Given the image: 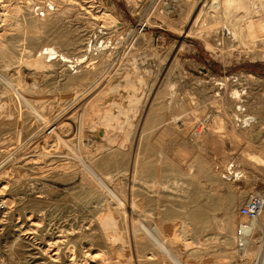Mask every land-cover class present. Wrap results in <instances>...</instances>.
<instances>
[{
  "label": "rangeland",
  "instance_id": "rangeland-1",
  "mask_svg": "<svg viewBox=\"0 0 264 264\" xmlns=\"http://www.w3.org/2000/svg\"><path fill=\"white\" fill-rule=\"evenodd\" d=\"M220 1L0 0V39L3 42H0V74L13 83L18 80L27 84L35 82L42 96L46 94L40 109L43 113L46 111L47 119L65 105L68 108L70 98L63 96L68 89V79L81 72L79 65L72 69L69 63L63 64L59 52L79 55L86 49V43L92 42L98 47L102 42L106 46L105 64L94 69L89 79L98 77L99 70H105L102 77H106L105 81L119 75L130 78L131 82L125 83L128 86L120 90L124 100L126 96L132 97V100L121 102L116 113L106 118L105 110L96 113L101 108L96 110L92 106L88 114L94 122H101L97 130L95 123L89 127L90 121L78 125V117L75 118L77 128H63L66 138L74 143L77 141V149H85V156L95 169L105 178L109 176L106 179L108 193L102 182L97 179L94 182L95 176L87 173L92 176L89 183L84 166L64 141L53 143L50 134L46 133L48 142L33 144L34 133L38 134L46 127L44 120H36L25 109L21 113L20 97L15 90L7 91L0 80V105H8L9 99L16 110L9 119L0 118V200H7L0 208V264H70V258H84L88 243L100 251L103 248L100 256L108 258V264L112 261V264H177L153 243L151 237L158 228L180 264L258 263V260L254 262L239 254L238 245L230 237L226 238L228 233L221 227V221H232L234 232L239 222L248 220L238 213V206L249 194L264 193V154L259 158L257 155L258 151L264 153V124L240 128L223 116L222 109L224 106L230 115L235 105L229 99L230 90L244 88L245 97L249 99L246 103L249 112L254 114L256 111L264 116V108L263 113H259V108L250 106L251 98L256 95L260 106L264 107V39L258 37L257 23L235 24L239 20L225 17L222 4L234 5L240 0ZM256 1L261 3V0ZM212 3L216 6L215 13L209 5ZM102 10L110 13L109 19H96ZM222 30L223 35L227 31L229 35L220 37ZM219 39L221 45L217 44ZM46 48H57L59 55H51L50 59L41 55L45 62L43 70L37 71L24 62L36 60L38 53ZM74 70L76 72L72 73ZM88 81L74 85L76 90L82 91L74 102L76 116L93 100L86 94L91 82ZM209 112L222 119L227 128L234 129L239 136L231 138L221 131L215 133L216 143L203 146L211 133ZM102 117L107 123L106 129L99 120ZM208 121L199 136L190 135L195 127ZM78 134L92 138L91 144L83 148ZM113 137L119 139L120 146L117 143L106 146L108 138ZM22 146L26 148L22 149ZM230 161L242 167L243 176L238 180L222 177L223 169ZM99 162L103 164L100 166ZM80 174H84L83 177ZM103 189L109 196L107 201L102 198ZM116 192L126 202L123 210L113 208L119 202ZM133 200L135 207H131ZM104 203L111 205L110 208L113 206V215L119 220L118 228L123 241L129 245L131 259L123 258L125 255L113 258L119 240L112 249L114 254L109 250L100 221L96 220L99 213L105 212ZM133 208L137 221L131 216ZM193 212H199L200 218H194ZM185 226L188 227L186 233ZM136 232L137 235L133 234ZM259 239L264 240L262 229L255 233V248L262 242ZM148 252L152 257V254L157 256L148 259Z\"/></svg>",
  "mask_w": 264,
  "mask_h": 264
},
{
  "label": "bare ground",
  "instance_id": "bare-ground-1",
  "mask_svg": "<svg viewBox=\"0 0 264 264\" xmlns=\"http://www.w3.org/2000/svg\"><path fill=\"white\" fill-rule=\"evenodd\" d=\"M220 1V0H219ZM225 1V0H224ZM238 1V0H237ZM249 3H247V2ZM222 2V0L220 1V3ZM216 3V2H215ZM259 4V5H258ZM257 4V1L256 0H240L238 3H235L234 5H232V4H230V3H226V2H224L223 4H222V6H223V11H224V15H225V17L228 19V20H239V21H237L235 24H238V23H241V22H245V23H257V27H258V30H256V31H258V37L260 38H262V39H264V0H261V3H258ZM7 5V4H6ZM10 5V4H9ZM210 5V8H212L213 9V11L215 10L214 8L216 7L215 6V4H209ZM215 6V7H214ZM5 7V6H4ZM3 7V8H4ZM6 8V7H5ZM2 9V8H1ZM11 11V10H10ZM214 13H215V11H214ZM1 14V13H0ZM93 15V14H92ZM262 16V17H261ZM93 17H95V16H93ZM109 17H110V13L108 12V11H106V10H102V11H100V14L98 15L97 14V18L96 19H102V21H104V20H107V19H109ZM261 17V18H260ZM110 19H112V16H111V18ZM114 19V18H113ZM261 19V20H260ZM260 20V21H259ZM109 21V20H108ZM227 21V20H226ZM259 21V22H258ZM105 23V22H104ZM108 24V23H107ZM258 24H260V27L258 26ZM242 30V29H241ZM245 30V29H244ZM248 30V29H247ZM2 31V30H1ZM246 31V30H245ZM2 33V32H1ZM234 33V32H233ZM248 35H249V33H247ZM1 36H2V34H0ZM252 35V34H251ZM244 38H246V37H244ZM249 38V37H248ZM64 39H66V38H64ZM68 39V38H67ZM66 39V40H67ZM247 39V38H246ZM251 39V38H250ZM63 40V39H62ZM90 41V40H89ZM0 42H2L1 41V39H0ZM248 42V41H247ZM3 43V42H2ZM1 43V44H2ZM245 44H247L246 42H244ZM251 44V43H250ZM88 46V47H87ZM247 46H248V44H247ZM49 47H51L50 45H49ZM49 47H47V48H49ZM84 47H86V49L84 50V52L82 53L81 51V54H79V55H74V56H70V55H68V54H62V53H60L59 52V54H61L60 56H61V59H62V62H63V64H66V63H69L68 64V66H71L72 67V69H74V66H76L77 67V65H79V66H81V72H79V74H76V75H71V77H69V83L67 84V86H68V89H67V91L63 94V96H67L68 98H70L69 100H70V102H69V106H68V108H67V106L65 105L64 107H62L61 108V110L57 113V114H55L51 119H47V117L44 115V113L46 112H44L43 113V111L40 109V103L42 102V100H43V96H46V94L45 95H43L42 96V93L40 92V89H39V87H38V85L35 83V82H31L30 84L28 83H25V82H21V80H18V82L17 83H13V82H11V81H9V80H5V78H3V75H1L0 74V80H2V83L4 84V88L6 87L8 90L7 91H10V90H15L14 92L15 93H17V95L20 97V100H21V113L24 111V109L25 110H27L30 114H32L33 115V117L36 119V120H38V121H40V119L43 121V126L45 125L46 127H45V129L43 128V130L42 131H40L38 134L37 133H34V134H36L34 137H33V140H34V142H33V144H35V143H39L40 141L42 142V144L45 142H48L47 141V137H49L50 136V138H52L53 140H54V142L53 143H55L56 142V144L57 143H59V141H64L65 143H66V145L68 146V148H70L71 150H72V152H73V154L75 155V158L77 159V161H79L80 163H81V166L83 165L84 166V168H83V170L84 171H86V173H84L85 174V177H87V179L89 180V183H91V180H90V178L94 175L95 176V179H93V181L95 182V180L97 179L98 181H100V182H102L103 183V185L102 186H104V188H105V190L107 191V189L109 190V185H108V183H106L107 181H106V179H108V177L107 178H105V176H103V175H101L96 169H95V167L92 165V163L87 159V154L83 151V150H85V149H83V150H81L80 148H78L77 149V147L75 146L76 144V142L74 143L70 138H66V137H68L66 134H64L63 133V128H65L64 126H67L68 128H70V129H74V128H77L76 126H75V118L76 117H78V125H82V123H85V122H89L90 121V123H89V127L91 128V126L93 127V125L92 124H94L95 123V128H96V130L98 129V127L99 126H101L100 124H101V122L100 121H98V122H94L93 121V119L90 117V115L88 114V110L90 109V108H92V106L93 107H96V110L97 109H99V108H101L100 110H98V111H96V113L98 112H100L101 113V111H103V110H105V112L103 113L104 114V117L106 118V117H108L109 115H112V114H114V113H116V111H115V109L117 110V108H119L118 107V105L122 102V103H124V101L125 102H127V101H129V100H132V97L131 96H126V98H125V100L123 99V94L124 93H121V90H120V88L121 87H126V86H128L127 84L125 85V83L127 82V83H130L131 82V79L130 78H126L125 76H122V75H119V76H117L118 78H116V79H114V80H111V81H105V78H102L103 77V74H105V70H99V75H97L98 77H96L95 79H89L90 78V76H91V74L93 73V70L95 69H97V67L98 66H101V64L102 63H104V58H105V56H106V52L104 51V48L106 47L105 45H103V43L101 42L100 44H99V46L97 47V46H95L92 42L91 43H86V46H84ZM251 47V46H250ZM46 48V50H44L43 52H39L38 53V55H39V57L37 56V59L36 60H27V61H24L28 66H32L33 68H35L37 71H41V70H43L42 69V67L43 66H45L44 65V61H43V57H48L49 59L51 58L50 56L51 55H59L58 54V52H57V48L56 49H54V50H52V49H47ZM3 49V48H2ZM43 49V48H42ZM42 51V50H41ZM95 51V52H94ZM93 54H95V55H93ZM41 55H43V57H41ZM108 59V58H107ZM23 62V63H24ZM48 63H49V61H48ZM105 64V63H104ZM26 65V66H27ZM47 65V64H46ZM67 66V65H66ZM75 67V68H76ZM104 67V66H103ZM47 69V68H46ZM107 70V69H106ZM70 71V70H69ZM76 72V70H74L72 73H75ZM3 74V73H2ZM68 74H70V73H68ZM115 74V73H114ZM248 75H252L251 73H248ZM65 79H66V77H64ZM112 78H114V77H112ZM8 79V78H7ZM11 79V78H10ZM87 80H89L88 82H90V84H88V86L87 87H89V90H88V92L86 93V94H88V96L89 97H93V100H91L89 103H88V105H87V108L86 109H84L83 111H80L81 113L80 114H78L79 116H76V114H75V106H74V102H76V100H78L77 98H78V96H79V94H81V92L82 91H79V90H76V88L74 87V85L76 84V83H79V82H82V84H84L83 82H87ZM38 82V81H37ZM220 84V83H219ZM77 85V84H76ZM78 86H81V84L80 85H78ZM84 89V86H83V88H82V90ZM245 92V90H244V88H235V87H233L230 91H231V93H230V96H232V98L230 97L229 99H231V101L233 102V103H235L236 104V98H238V97H240V94H241V91L242 90ZM45 91V90H44ZM127 95H128V93H126ZM59 95V94H58ZM62 96V95H61ZM48 97V96H47ZM58 97V96H57ZM60 97V96H59ZM234 97V98H233ZM46 98V97H45ZM248 98V97H247ZM47 99V98H46ZM83 99V98H82ZM207 99V98H206ZM58 100V99H57ZM65 100V99H64ZM245 100H246V103L248 104L249 103V99H246V97H245ZM7 101H8V105H5V103L4 104H2V105H0V118L1 119H4V120H7V119H9L10 117H11V115L14 113V110H15V104H12L11 103V101H9V99H7ZM45 101V100H44ZM53 101H55V100H53ZM88 101H89V99H88ZM225 101V100H224ZM78 102V101H77ZM117 102V103H116ZM144 102V101H143ZM220 102H221V100H220ZM47 104H48V102H46ZM65 103V102H64ZM79 103V102H78ZM83 103V102H82ZM7 104V103H6ZM86 104V103H85ZM127 104H129V103H127ZM130 104H132V103H130ZM79 106V105H78ZM215 106V105H214ZM221 106V105H220ZM235 106V105H234ZM250 106L252 107V106H254V109H258L259 108V113H263V112H261V111H263V108L264 107H262V106H260V100L257 98V96L255 95V96H253L252 98H251V101H250ZM250 106H248L249 107V109H250ZM79 107H81V103H80V106ZM83 107V106H82ZM217 107V106H216ZM77 108V107H76ZM85 108V107H84ZM218 108H220V107H218ZM54 109V108H53ZM217 109V108H216ZM44 110V109H43ZM78 110V109H77ZM223 116L224 117H226L228 120H229V122L233 125V124H235L234 123V120H233V116H232V111L230 112V115H229V111L223 106ZM16 111V110H15ZM251 111H253L252 109H251ZM47 113H49V112H47ZM204 113V112H203ZM253 115H255V119H256V121H255V123H256V126H262L261 124H264V116H263V114H257V112L256 111H253ZM194 114V113H193ZM197 114L198 113H196L195 115L197 116ZM213 113L212 112H209L208 114H207V117H208V119H209V121H210V137L209 138H207L205 141H203V146L204 145H207V144H211V143H214L215 142V140L217 141V138H215L216 136V134L215 133H218V132H221V131H224L227 135H229V137H231V138H233V137H237V136H239L238 135V133H237V131H235L234 129H229V128H227V125H226V123H224L223 121H222V119H219L217 116H213L212 115ZM47 115V114H46ZM49 115V114H48ZM53 115V114H52ZM51 115V116H52ZM73 115V116H72ZM14 116V115H13ZM195 116V118H197ZM97 117V116H96ZM104 117H102V118H100L99 120H102V124H103V126H105L104 128L106 129L107 128V123L105 124L104 123V121H103V119L105 120V118ZM230 117H231V119H230ZM21 118V117H20ZM72 118V119H71ZM14 119V118H13ZM31 119H32V117H31ZM35 119L33 120V121H35ZM77 119V118H76ZM98 119V118H97ZM198 119V118H197ZM232 120V121H231ZM20 121V120H19ZM202 121V120H201ZM209 121L207 122V123H204L203 125H200V127L199 128H194V131L192 130V132H191V136H193V137H197V136H199L200 134H201V132H203L205 129H206V126H207V124L209 123ZM228 122V121H227ZM233 122V123H232ZM41 123V122H40ZM189 123H190V121H189ZM21 124V123H20ZM80 125V126H81ZM80 126H78L79 127V130L81 129L80 128ZM236 126V125H235ZM40 127V126H39ZM16 128H17V126H16ZM38 128V127H37ZM41 128V127H40ZM39 128V129H40ZM83 128V127H82ZM87 128V127H86ZM90 128H89V130H90ZM17 130V129H16ZM39 131V130H38ZM69 131V130H68ZM87 132V131H86ZM46 133H49L50 135L48 136ZM89 133V132H88ZM87 133V134H88ZM141 134V133H140ZM179 134V133H178ZM16 135V134H15ZM69 135V134H68ZM71 135H74V134H72L71 133ZM79 135V134H78ZM91 135V134H90ZM70 136V135H69ZM75 136V135H74ZM139 136V135H138ZM76 137V136H75ZM75 137H73V138H75ZM179 137V136H178ZM190 137V136H189ZM72 138V139H73ZM139 138V137H138ZM29 139V138H28ZM27 139V140H28ZM79 139L80 140H78L80 143H81V145L83 146V148L84 147H88L91 143L90 142H92V138H89V137H83L82 136V134H80L79 135ZM26 140V141H27ZM33 140H30V141H33ZM75 140H77V138L75 139ZM29 142V141H28ZM40 142V143H41ZM79 142H78V145H79ZM239 142V141H238ZM26 143V142H25ZM30 143H32V142H30ZM61 143V142H60ZM105 143H107L106 144V146L108 145V144H114V143H117V144H119V146L121 145V143L119 142V139L118 138H116V137H113V138H108V141L107 142H105ZM138 143V142H137ZM164 143V142H163ZM216 143V142H215ZM29 144V143H28ZM28 144H26V146H28ZM62 144V143H61ZM61 144H59V145H61ZM18 145V144H17ZM32 145V144H31ZM30 145V146H31ZM103 145V144H102ZM133 145V144H132ZM198 145V144H197ZM21 146V145H20ZM33 146V145H32ZM55 146V145H54ZM62 146V145H61ZM118 146V145H117ZM64 147H65V145H64ZM136 147V146H135ZM24 148H26L25 146H22V149H24ZM28 148H29V146H28ZM43 148V147H42ZM111 148V147H110ZM114 148V147H113ZM162 148V147H161ZM11 149V148H10ZM44 149V148H43ZM42 149V150H43ZM59 149V148H58ZM106 149H107V147H106ZM116 149V148H115ZM118 149V148H117ZM12 150V149H11ZM10 150V151H11ZM13 150H16L15 148H13ZM28 150V149H27ZM68 150V149H67ZM92 150H95L94 148H92ZM103 150V149H102ZM160 150V149H159ZM26 151V150H25ZM45 151V150H44ZM55 151V150H54ZM57 151V150H56ZM68 151H70V150H68ZM87 151V150H86ZM138 151V150H137ZM67 152V151H66ZM71 152V151H70ZM84 152V153H83ZM99 152H102V151H99ZM161 152V151H160ZM163 152V151H162ZM35 153V152H34ZM49 153V152H48ZM108 153V152H107ZM114 153V152H113ZM135 153V152H134ZM18 154H19V152H18ZM23 154V153H22ZM63 154V153H62ZM72 154V153H71ZM85 154H86V156H85ZM93 154H94V152H93ZM162 154V153H161ZM263 154L264 153H262L261 151H258L257 152V155H258V158L261 156H263ZM24 155V154H23ZM59 155H61V150H60V154ZM64 155H66V154H64ZM69 155V154H68ZM101 155V154H100ZM38 156V155H37ZM43 156V155H42ZM71 156V155H70ZM97 156V155H96ZM62 157H63V155H62ZM101 157V156H100ZM103 157V156H102ZM133 157H134V155H133ZM12 158V157H11ZM37 158H39V157H37ZM73 158V157H72ZM75 158H74V160H75ZM109 158V157H108ZM254 158V157H253ZM62 159V158H61ZM92 159V158H91ZM103 159H105V158H103ZM151 159V158H150ZM63 160V159H62ZM67 160V159H66ZM72 160V159H71ZM95 160V159H94ZM112 160V159H111ZM65 161V160H64ZM73 161V160H72ZM76 161V162H77ZM101 161V160H100ZM105 161H107V160H105ZM105 161H102V162H105ZM109 161V160H108ZM149 161V160H148ZM184 161V160H183ZM66 162H68V161H66ZM70 162V161H69ZM95 162V161H94ZM97 162V161H96ZM101 162V163H102ZM141 162V161H140ZM70 163H72V162H70ZM100 163V162H99ZM101 163H100V166H101ZM108 163V162H107ZM59 164H61V168L63 169V165H62V163H60L59 162ZM103 164V163H102ZM109 164V163H108ZM107 164V165H108ZM228 164V163H227ZM227 164H226V166H225V168L223 169V170H225L226 169V167H227ZM69 165H71V164H69ZM69 165H65V166H69ZM73 165V164H72ZM97 165V164H96ZM99 165V164H98ZM106 165V166H107ZM132 165V164H131ZM240 165V164H239ZM74 166H75V164H74ZM78 167H79V164L77 165ZM241 166V165H240ZM73 167V166H72ZM140 167V166H139ZM71 168V167H70ZM77 168V167H76ZM81 168V167H80ZM79 168V169H80ZM101 168V167H100ZM103 168V167H102ZM131 168H133V167H131ZM242 168V167H241ZM65 169V168H64ZM68 169H69V167H68ZM82 169V168H81ZM80 169V170H81ZM80 170H78L79 172H80ZM108 170V169H107ZM146 170V169H145ZM147 170H148V168H147ZM76 172H78L77 170H75ZM83 171V172H84ZM102 171V170H101ZM111 171V170H110ZM130 171V170H129ZM129 171H128V173H129ZM68 172H69V170H68ZM127 172V171H126ZM242 172H243V170H242ZM67 173V172H66ZM73 173V172H72ZM81 173V172H80ZM87 173H89L90 175H92V176H88L87 175ZM111 173H112V171H111ZM117 173V172H116ZM137 173V172H136ZM8 174V173H7ZM69 174H71L70 172H69ZM83 174V175H84ZM113 174V173H112ZM125 174V173H124ZM6 175V174H5ZM77 175H79V174H77ZM81 175V174H80ZM83 175H81L82 177H83ZM107 175V174H106ZM121 175V174H120ZM138 175H139V171H138ZM93 176V177H94ZM112 176V175H111ZM117 176V175H116ZM140 176V175H139ZM70 178V177H69ZM118 178V177H117ZM73 179H75V178H73ZM77 179V178H76ZM112 179V178H111ZM115 179H116V177H115ZM78 180V179H77ZM77 180H75V181H77ZM117 180V179H116ZM119 180V179H118ZM128 180V179H127ZM147 181H148V179H147ZM113 182V181H112ZM111 182V183H112ZM131 182V181H130ZM83 183V182H82ZM96 183H97V181H96ZM120 183H122V182H120ZM145 183V182H144ZM81 184V183H80ZM79 184V185H80ZM94 184V183H93ZM98 184H99V182H98ZM97 184V185H98ZM110 184V183H109ZM78 185V184H77ZM100 185V184H99ZM111 185V184H110ZM123 185V184H122ZM134 185V184H133ZM88 186H90V185H88ZM137 186V185H136ZM160 186V185H159ZM158 186V187H159ZM4 187V186H3ZM75 187V186H74ZM91 187V186H90ZM94 187V186H93ZM100 187V186H99ZM111 188H112V186H110ZM114 187V186H113ZM81 188V187H80ZM85 188V187H84ZM97 188V187H96ZM128 188H130V187H127V189ZM134 188V187H133ZM141 188V187H140ZM77 189H78V187H77ZM91 189V188H90ZM102 189V188H101ZM92 190H93V188H92ZM97 190V189H96ZM104 189L103 190H101V193H102V198H103V200H105V201H107V199H108V194H107V192L105 191ZM115 190V189H114ZM121 190H124V189H121ZM132 190V189H131ZM134 190V189H133ZM94 191V190H93ZM160 191V190H159ZM77 192H78V190H77ZM81 192V191H80ZM85 192V191H84ZM83 192V193H84ZM113 192V191H112ZM124 192V191H123ZM132 192H135V190L134 191H132ZM143 192V191H142ZM79 193V192H78ZM95 193H96V191H95ZM98 193V192H97ZM109 193V192H108ZM114 193V192H113ZM119 193V192H118ZM256 193H258V194H261V195H264V193H261V192H256ZM94 194V193H93ZM116 194H117V192H116ZM115 194V195H116ZM120 194V193H119ZM119 194H117L118 196H117V200L119 201L118 203L116 202L115 204H116V206L115 207H113V208H115V210H121L122 208H123V206H124V204H126V202H125V200H123V197L122 196H120ZM125 194V193H124ZM128 194H132V193H128ZM127 194V195H128ZM134 194V193H133ZM155 194V193H154ZM110 195V194H109ZM134 195H136V194H134ZM148 195V194H147ZM146 195V196H147ZM83 196V195H82ZM81 196V197H82ZM120 196V197H119ZM124 196V195H123ZM143 196V195H142ZM151 196V195H150ZM76 197V196H75ZM122 197V198H121ZM113 198V197H112ZM132 198V197H131ZM233 199V198H232ZM231 199V200H232ZM86 200V199H85ZM90 200V199H89ZM116 200V199H115ZM127 200V199H126ZM139 200V199H138ZM150 200V199H149ZM7 200H5V199H1L0 200V208L2 207V205H5L7 202H6ZM88 201V200H87ZM99 201V200H98ZM102 201V200H101ZM199 201H200V198H199ZM84 202V201H83ZM92 202V201H91ZM94 202V201H93ZM110 202V201H109ZM115 202V201H114ZM129 202V201H128ZM127 202V203H128ZM201 202V201H200ZM94 203H96V202H94ZM102 203H103V201H102ZM107 203V202H106ZM130 203H132L131 204V207H132V205H133V207H135V203H134V200H133V202L131 201ZM129 203V204H130ZM199 203V202H198ZM85 204V203H84ZM129 204H127V205H129ZM173 204V203H172ZM87 205V204H86ZM92 205V204H91ZM104 205L106 206V209H105V212L103 213V215H102V213H99L100 214V216H98L99 218L98 219H96V220H99L100 221V226H101V232H102V235L104 236V239H105V241H106V243L108 244V246H109V250H112L113 248H115L116 246H115V243H116V241L117 240H119V242H117L118 243V248H116L114 251L116 252V254H114V252H113V250H112V252H113V254H114V256L116 255H125V256H123V258L124 257H126V258H128V259H131L130 257H131V252H130V250H129V245H127L124 241H123V239H122V234H121V232H120V229L118 228L119 226V223H118V221L119 220H117L116 218V215H113V209H112V207L110 208V206L111 205H109V204H105L104 203ZM126 205V206H127ZM191 205V204H190ZM97 206H100V205H97ZM179 206H181V205H179ZM89 207H90V205H89ZM102 207V206H101ZM197 207V206H196ZM85 208H87V207H85ZM93 208L95 209V207L93 206ZM92 208V209H93ZM124 208H126V207H124ZM129 208V207H128ZM140 208V207H139ZM182 208V207H181ZM183 208H184V206H183ZM182 208V209H183ZM215 208H217V207H215ZM214 208V209H215ZM228 208V207H227ZM142 209V208H141ZM141 209H139V212H140V210ZM189 209V208H188ZM101 210V212H102V209H100ZM100 210H99V212H100ZM123 210V209H122ZM128 210V209H127ZM131 210H133V212H132V218L135 220V221H137V219H136V213L134 212V208L133 209H131ZM130 210V211H131ZM138 210V209H137ZM143 210V209H142ZM175 210V209H174ZM125 211V210H124ZM144 211V210H143ZM183 211V210H182ZM225 211V210H224ZM170 212V211H169ZM168 212V213H169ZM187 212V211H186ZM227 212V211H226ZM121 213V212H120ZM123 213V212H122ZM126 213V212H125ZM170 213H172V212H170ZM194 213V218H196V219H199L200 218V216H199V212H193ZM228 213V212H227ZM97 214H98V212H97ZM98 214V215H99ZM124 214V213H123ZM225 214V213H224ZM102 215V216H101ZM187 215V214H186ZM227 215V214H226ZM116 218H115V217ZM128 216V215H127ZM122 217H123V215H122ZM217 217V216H216ZM228 217V216H227ZM263 217H264V209L262 208L261 209V211H260V213H259V215L255 218V219H248L246 222H239L238 224H237V227H236V230H234V232H233V228H232V221H230L229 219H224L223 221H221V227L224 229V231L226 232V233H228V234H226V238L227 239H229V237L232 239V241H233V243L237 246L238 245V247H237V250H238V252H239V254L240 255H243V256H246L248 259L249 258H251V259H253L254 260V262L256 261V260H258V263L257 264H264V240H261V239H259V241L261 242L260 244H258L257 245V248H255V245H254V242H255V233L259 230V229H262V230H264V221H263ZM119 218V217H118ZM121 218V217H120ZM124 218H126V217H124ZM203 218H205V217H203ZM223 218H225V217H223ZM196 221V220H195ZM132 222V221H131ZM199 222V221H198ZM96 223H97V221H96ZM133 223V222H132ZM186 225V224H185ZM198 225V224H197ZM200 225V224H199ZM201 225H203V224H201ZM235 225V224H234ZM123 226V225H122ZM132 227V226H131ZM186 227V226H185ZM194 227V226H193ZM240 228V230H241V233H237V228ZM188 227H186L185 229H184V231H185V233L187 232V229ZM196 228V227H195ZM203 228V227H202ZM92 229V228H91ZM90 229V230H91ZM205 228H203V230H204ZM29 230V229H28ZM68 230V229H67ZM123 230V229H122ZM136 230H137V228H136ZM140 230V229H139ZM191 230V229H190ZM192 230H193V228H192ZM70 231H71V229H70ZM92 231V230H91ZM95 231V230H94ZM194 231V230H193ZM200 231V230H199ZM228 231H230V234H229V232ZM61 232V231H60ZM88 232H90V231H88ZM140 232H141V230H140ZM162 231H160L159 230V228L157 229V232H152L153 234H152V237H151V239H152V241H153V243L154 244H157L159 247H161V249H163L168 255H169V257H172V259H174L176 262H177V264H180L179 263V260L178 259H176L175 257H174V255H173V253H172V251L170 250V248L165 244V241L163 240V239H165V238H163L162 239V237H161V235H162V233H161ZM30 233V232H29ZM123 233V232H122ZM142 233V232H141ZM85 234V233H84ZM124 234V233H123ZM133 234H135V235H137V232L136 233H133ZM195 234V233H194ZM131 235V234H130ZM185 235V234H184ZM61 236H63V235H61ZM139 236V235H138ZM137 236V237H138ZM147 236V235H146ZM171 236V235H170ZM63 237H65V235L63 236ZM85 238V237H84ZM139 238H141V237H139ZM169 238V237H168ZM171 238V237H170ZM61 238H59V240H60ZM81 239H79V241H80ZM258 240V239H257ZM54 241H57V240H54ZM63 241V240H62ZM83 241V240H82ZM134 241V240H133ZM132 241V242H133ZM136 241H137V239H136ZM146 241H147V239H146ZM59 242V241H58ZM97 242H99V241H97ZM128 242V241H127ZM131 242V241H130ZM135 242V241H134ZM66 243V242H65ZM64 243V244H65ZM67 243H69V242H67ZM71 243V242H70ZM80 243V242H79ZM129 243V242H128ZM142 243V242H141ZM51 244V243H50ZM54 244H55V242H54ZM83 244V243H82ZM169 244V243H168ZM46 245V244H45ZM57 245V244H56ZM71 245V244H70ZM136 245H140V244H136ZM86 246V249H85V254H84V258H70V264H91L90 262H94V264H108V262H107V259L108 258H104V257H101L100 256V254H101V252H102V249H101V247H100V249H101V251L99 250V249H97V247L96 248H94L93 246H92V244H90V243H88V244H86L85 245ZM142 247V250H144V246L143 245H141ZM57 247V246H56ZM55 247V248H56ZM74 247V246H73ZM98 247H99V244H98ZM110 247H111V249H110ZM134 247V246H133ZM137 247V246H136ZM54 248V247H53ZM81 248V247H80ZM83 248H84V245H83ZM60 249V248H59ZM65 249V248H64ZM70 249H71V247H70ZM74 249V248H73ZM67 250V249H66ZM80 250V249H79ZM65 251V250H64ZM106 251V250H105ZM133 251V250H132ZM137 251V250H136ZM139 251V250H138ZM235 251V250H234ZM67 252H68V250H67ZM78 252V251H77ZM104 252V251H103ZM102 252V253H103ZM111 252V253H112ZM135 252V251H134ZM143 252V251H142ZM145 252H147V251H145ZM55 253V252H54ZM108 253V252H107ZM110 253V252H109ZM137 253V252H136ZM139 253V252H138ZM236 253V252H235ZM68 254V253H67ZM71 254V253H70ZM78 254V253H77ZM82 254V253H81ZM105 254V253H104ZM113 254H111V255H113ZM142 254H144V253H142ZM149 254V252L147 253V255ZM58 255V254H57ZM153 255V257H154V255H156V254H152ZM71 256H72V254H71ZM70 256V257H71ZM82 256V255H81ZM116 256L115 257H113V258H116ZM138 256V255H137ZM146 256V255H145ZM157 256V255H156ZM161 256V255H160ZM111 257V256H110ZM109 257V258H110ZM119 257V256H118ZM118 257L116 258V259H118ZM134 257H136V256H134ZM140 257V256H139ZM143 257V256H142ZM151 255H148V256H146V258H148V259H152L153 258ZM112 258V257H111ZM141 258V257H140ZM145 258V257H144ZM145 258V259H146ZM122 259V258H121ZM159 259V258H158ZM161 259V258H160ZM202 259V258H201ZM200 259V260H201ZM109 260V259H108ZM120 260V259H119ZM157 260V259H156ZM161 260H164V259H161ZM198 260V259H197ZM67 261H68V259H67ZM88 261H90V262H88ZM110 261V260H109ZM117 261V260H116ZM155 261V259L153 260V262ZM69 262V261H68ZM121 262H123V259H122V261ZM142 262V261H141ZM161 262V261H160ZM170 262V261H169ZM197 262V261H196ZM112 263H113V261H112ZM111 263V264H112ZM124 263H125V261H124ZM143 263V262H142ZM145 263V262H144ZM157 263V262H156ZM162 263H163V261H162ZM118 264V263H117ZM158 264V263H157ZM190 264V263H189ZM197 264V263H196Z\"/></svg>",
  "mask_w": 264,
  "mask_h": 264
},
{
  "label": "built area",
  "instance_id": "built-area-1",
  "mask_svg": "<svg viewBox=\"0 0 264 264\" xmlns=\"http://www.w3.org/2000/svg\"><path fill=\"white\" fill-rule=\"evenodd\" d=\"M223 34L224 31L222 30L220 37L229 35L228 31L226 32V35ZM221 43L222 42L219 39L217 41V44L221 45ZM232 116L235 125L240 128H248L255 124L256 121L255 115L251 114L247 109L245 92L243 90L241 91L240 97L236 98V104L232 110ZM242 176H243L242 168L239 165V163L235 161L228 162L226 169L223 170L222 172V177L225 179L238 180ZM263 206H264V195L258 193H251L246 197L244 202H242L238 206L237 211L240 215L245 216L248 219H255L259 215ZM237 232L241 233L239 227Z\"/></svg>",
  "mask_w": 264,
  "mask_h": 264
}]
</instances>
